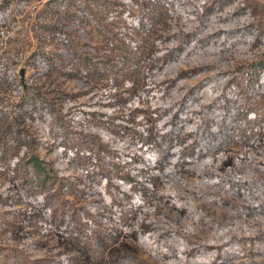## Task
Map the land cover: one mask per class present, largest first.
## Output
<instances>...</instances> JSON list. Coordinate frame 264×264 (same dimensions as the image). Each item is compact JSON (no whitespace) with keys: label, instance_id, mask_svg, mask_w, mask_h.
Segmentation results:
<instances>
[{"label":"rangeland","instance_id":"rangeland-1","mask_svg":"<svg viewBox=\"0 0 264 264\" xmlns=\"http://www.w3.org/2000/svg\"><path fill=\"white\" fill-rule=\"evenodd\" d=\"M48 1L0 0V264H211L225 242L242 257L228 252L215 264H264V250L253 247L264 242V93L246 106L258 123H245L251 113L237 117L240 143L203 161L141 165L157 153V129L178 109L185 87L211 74L180 81V69L229 71L223 87H232L241 68L237 80L248 91L250 66L264 61V0H160L156 31L122 36L111 29L118 33L114 46L90 25L68 22L66 10L77 6L79 15L85 0H66L61 12ZM62 21L70 44L98 54L99 70L80 71L77 64L78 75L70 60L57 62ZM188 35L201 47L191 46L179 68L162 67ZM115 147L141 159L130 166L146 183L137 189L142 204L89 176L96 162L111 169ZM34 156L67 184L50 212L63 208L83 217L90 237L62 233L49 212L28 200L11 165Z\"/></svg>","mask_w":264,"mask_h":264},{"label":"trees","instance_id":"trees-1","mask_svg":"<svg viewBox=\"0 0 264 264\" xmlns=\"http://www.w3.org/2000/svg\"><path fill=\"white\" fill-rule=\"evenodd\" d=\"M65 2L66 0H49L46 5L52 8L53 11L61 12ZM158 4H161L160 0H85L82 4V9L79 10V15L75 13L78 10L76 6L72 13L66 10V14H70L66 18L68 22L72 20L78 22L80 20L86 26L90 25V27L94 28L93 33L100 35L107 44L114 46V36L118 33H111V29L121 32L122 36H126L129 31L145 35L156 31L158 26L154 20L159 16ZM163 10L164 7L162 10L160 7V11ZM64 26L65 22L62 21L56 30L58 34L56 41L59 43V48H57L58 46L55 48L57 62L60 63L62 59L72 62L71 58L75 57V63H69L73 66L70 70L73 74H78L79 70L75 67L77 64V66H80V71L83 70V67L89 69L91 66H95V69L99 70L100 63H97L98 58L96 56L98 54L95 51L88 53L78 45L70 44V35L64 29ZM194 40H196L195 37L188 35L177 45L173 44V48H170L171 50L169 51L173 55H169L167 59L163 60L161 63L162 67L168 68L170 64L174 63L176 64L174 66L179 68L181 63H184L183 58L187 55L191 46H193L192 50L201 47V44L199 42L194 43ZM177 61L179 62L175 63ZM250 67L247 73L248 79L246 80L248 91L242 89L241 80H237V73H241V68L233 73V78L237 85L232 87H227V85L223 87L224 75L229 73V71L214 70V66H188L186 69H180V81L200 76L203 73L211 74L204 77L197 85L189 86V88L185 87L187 91L181 94L178 109L174 111L172 116L166 117V120H168L167 125L162 130L157 129L158 137L154 143L157 153L154 150L155 154L147 156L145 160L143 159L141 165L147 166V164H150V166H154L155 163H160L161 161H176L177 165L189 160L203 161L225 150L237 140V143H240L241 133L240 129L236 127L239 122L237 117L243 112H245L243 117L251 113L245 119V123L249 124V127L253 126L254 123H258L260 119H258L256 112L246 109V106H253L258 103L251 97L264 93V61L253 64ZM258 71H261L260 75H256ZM253 130L255 129L253 128ZM111 153L115 157V160L108 161L111 169L108 170L107 167L96 168V162L94 164L95 167L88 171L92 181L98 187L100 185L104 187L114 184L119 189L121 197L131 198V204H134L135 200L139 199L140 204H142L144 195L141 190L138 191L137 189L144 190L146 183L142 175L134 171L130 166L132 163L140 165L141 159L123 151V149L121 150L120 147L113 148ZM148 160H151V162L147 163ZM20 164L19 160L12 162V173L15 181L18 180L24 189H29L28 200L44 211L49 212L50 219L55 226L62 230V233L67 232L70 237L72 236L77 241L90 237L88 221L83 219V217L79 218L77 216L74 218L69 211H66L67 209L63 208L50 212L53 206L59 203L61 194L67 188L66 182L56 169L36 156L23 166ZM129 190L135 192L131 194ZM115 198L116 201L118 199V202L121 203L119 201L122 200L120 196ZM115 198L110 202H114ZM118 207L120 205L115 208L119 212L123 210ZM116 214L112 220L116 221L121 213ZM253 247L254 249L257 248V252L263 251L264 242L256 245L254 243ZM233 248L234 245L231 242L219 245L215 249L216 252L212 253L209 263L220 262L221 259L223 260L228 256V252L232 251L236 257H242V254L239 251H234Z\"/></svg>","mask_w":264,"mask_h":264}]
</instances>
